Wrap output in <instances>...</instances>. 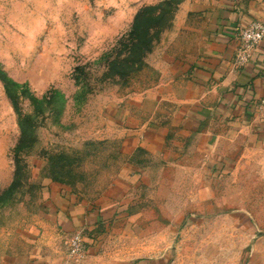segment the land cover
Segmentation results:
<instances>
[{"label": "rangeland", "instance_id": "obj_1", "mask_svg": "<svg viewBox=\"0 0 264 264\" xmlns=\"http://www.w3.org/2000/svg\"><path fill=\"white\" fill-rule=\"evenodd\" d=\"M186 1L0 0V256L21 245L49 181L91 199L119 174L128 157L107 108L138 104L157 84L162 51L182 41L175 16ZM159 5L141 67L117 72L112 61L127 54L120 38L141 8ZM20 117L32 127L21 141ZM194 163L171 195L142 194L137 229L116 239L125 226L109 227L115 262L264 264V151L206 185Z\"/></svg>", "mask_w": 264, "mask_h": 264}, {"label": "crops", "instance_id": "obj_2", "mask_svg": "<svg viewBox=\"0 0 264 264\" xmlns=\"http://www.w3.org/2000/svg\"><path fill=\"white\" fill-rule=\"evenodd\" d=\"M175 18L182 41L162 51L154 65L160 78L144 92L143 103L107 108L128 157L119 174L91 199L49 181L21 245L3 253L0 264H119L106 248L109 227L125 226L116 239L137 229L144 192L156 199L171 195L179 179L194 177L196 159L197 177L206 185L264 151V115L254 107L264 96V41L247 65L234 64L236 34L253 20H264V0H187ZM177 166L182 168L173 169ZM76 230L84 233L81 258L68 254Z\"/></svg>", "mask_w": 264, "mask_h": 264}, {"label": "trees", "instance_id": "obj_3", "mask_svg": "<svg viewBox=\"0 0 264 264\" xmlns=\"http://www.w3.org/2000/svg\"><path fill=\"white\" fill-rule=\"evenodd\" d=\"M157 8H161V5L156 7L141 8L137 12L130 30L126 33V35L120 38V45L124 46L123 48L127 50V54L124 57H121L120 54L112 61L111 67L117 72L126 74L141 67L142 58L145 57V55L151 50L153 39V36L151 35V29L161 24V13L155 15L154 12L157 10ZM157 21L158 23H155ZM8 94L12 99L17 112L19 113L15 96L10 93L9 89ZM19 125L21 129V141L29 135L30 128H32L30 124V118L20 117Z\"/></svg>", "mask_w": 264, "mask_h": 264}, {"label": "built area", "instance_id": "obj_4", "mask_svg": "<svg viewBox=\"0 0 264 264\" xmlns=\"http://www.w3.org/2000/svg\"><path fill=\"white\" fill-rule=\"evenodd\" d=\"M236 41L234 64L237 67H243L250 62L256 49L264 41V20L256 19L247 26L240 27L236 34ZM254 107L259 115H264V96L254 102ZM85 250L83 231H74L68 241V254L74 258H81Z\"/></svg>", "mask_w": 264, "mask_h": 264}]
</instances>
